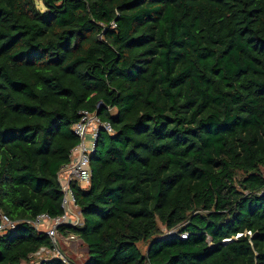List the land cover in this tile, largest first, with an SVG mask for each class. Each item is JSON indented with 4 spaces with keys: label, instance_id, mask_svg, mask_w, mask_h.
Segmentation results:
<instances>
[{
    "label": "trees",
    "instance_id": "1",
    "mask_svg": "<svg viewBox=\"0 0 264 264\" xmlns=\"http://www.w3.org/2000/svg\"><path fill=\"white\" fill-rule=\"evenodd\" d=\"M42 2L0 0V264L54 248L24 222L63 214L82 111L84 264H264V0Z\"/></svg>",
    "mask_w": 264,
    "mask_h": 264
},
{
    "label": "built area",
    "instance_id": "2",
    "mask_svg": "<svg viewBox=\"0 0 264 264\" xmlns=\"http://www.w3.org/2000/svg\"><path fill=\"white\" fill-rule=\"evenodd\" d=\"M72 131L79 139V144L72 150L69 164L63 166L57 173V182L62 193L61 207L63 214L56 218L41 214L33 220L24 222L37 232L45 233L54 245L52 249L43 247L31 254L29 258L36 259L33 264H40L53 258L60 259L65 264H74L62 254L59 244L61 240L74 243L80 241V239L75 235L62 237L58 228L61 226L81 228L83 226L81 211L75 204L71 186L73 183H78L83 188L90 185L89 156L94 152L97 136L100 131H104L109 135L113 134L109 123H102L95 113L90 114L84 111L80 112V120L73 125ZM17 225L18 222H12L6 216L0 215V236L14 230ZM246 235L251 236V233L246 232ZM239 236L240 234L237 237ZM180 237L185 238L186 234Z\"/></svg>",
    "mask_w": 264,
    "mask_h": 264
},
{
    "label": "rangeland",
    "instance_id": "3",
    "mask_svg": "<svg viewBox=\"0 0 264 264\" xmlns=\"http://www.w3.org/2000/svg\"><path fill=\"white\" fill-rule=\"evenodd\" d=\"M35 4L39 10L44 11V5H43L42 0H35ZM174 232L175 231L167 232L163 229V234L168 237L170 235L171 236L174 235ZM59 246L61 248L62 254L66 256L67 258H69L74 264H84L85 263L86 250L82 248V245H80V243L65 242L64 240H61ZM138 247L142 253H145L147 249V244H139ZM33 262H36V259H33L32 262L29 264H33ZM22 264H25V263H22Z\"/></svg>",
    "mask_w": 264,
    "mask_h": 264
},
{
    "label": "crops",
    "instance_id": "4",
    "mask_svg": "<svg viewBox=\"0 0 264 264\" xmlns=\"http://www.w3.org/2000/svg\"><path fill=\"white\" fill-rule=\"evenodd\" d=\"M77 243H80V245H82V248L86 250V246L81 241H78Z\"/></svg>",
    "mask_w": 264,
    "mask_h": 264
},
{
    "label": "water",
    "instance_id": "5",
    "mask_svg": "<svg viewBox=\"0 0 264 264\" xmlns=\"http://www.w3.org/2000/svg\"><path fill=\"white\" fill-rule=\"evenodd\" d=\"M101 132V131H100ZM162 240L165 239V238H161Z\"/></svg>",
    "mask_w": 264,
    "mask_h": 264
}]
</instances>
